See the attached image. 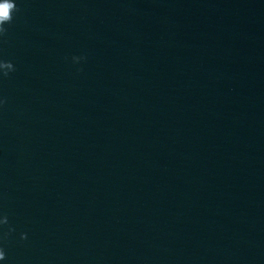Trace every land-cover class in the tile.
I'll list each match as a JSON object with an SVG mask.
<instances>
[{
  "label": "water",
  "instance_id": "obj_1",
  "mask_svg": "<svg viewBox=\"0 0 264 264\" xmlns=\"http://www.w3.org/2000/svg\"><path fill=\"white\" fill-rule=\"evenodd\" d=\"M14 2L0 264H264V0Z\"/></svg>",
  "mask_w": 264,
  "mask_h": 264
},
{
  "label": "clouds",
  "instance_id": "obj_2",
  "mask_svg": "<svg viewBox=\"0 0 264 264\" xmlns=\"http://www.w3.org/2000/svg\"><path fill=\"white\" fill-rule=\"evenodd\" d=\"M0 9H6V12L0 13V35H2L7 32V29L4 27V25L11 23L13 19V12L18 11V9L14 0H0ZM0 65L13 66L11 62H7V61H0ZM4 75L7 76L8 73H4ZM21 238L25 239L26 235L22 234ZM5 258H6L5 253L3 249L0 248V260H4Z\"/></svg>",
  "mask_w": 264,
  "mask_h": 264
},
{
  "label": "snow or ice",
  "instance_id": "obj_3",
  "mask_svg": "<svg viewBox=\"0 0 264 264\" xmlns=\"http://www.w3.org/2000/svg\"><path fill=\"white\" fill-rule=\"evenodd\" d=\"M6 12V9H0V13Z\"/></svg>",
  "mask_w": 264,
  "mask_h": 264
}]
</instances>
